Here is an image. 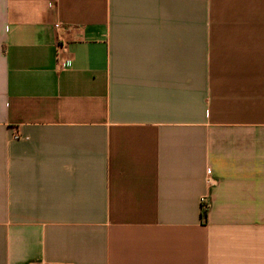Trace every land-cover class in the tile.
<instances>
[{
  "label": "crops",
  "instance_id": "obj_1",
  "mask_svg": "<svg viewBox=\"0 0 264 264\" xmlns=\"http://www.w3.org/2000/svg\"><path fill=\"white\" fill-rule=\"evenodd\" d=\"M0 264H264V0H0Z\"/></svg>",
  "mask_w": 264,
  "mask_h": 264
},
{
  "label": "built area",
  "instance_id": "obj_2",
  "mask_svg": "<svg viewBox=\"0 0 264 264\" xmlns=\"http://www.w3.org/2000/svg\"><path fill=\"white\" fill-rule=\"evenodd\" d=\"M54 26L57 28V27H59V24L55 23ZM69 52H70V50H69L68 43L63 41L61 38H59L56 42V54H57V56H59L60 54H67L68 55ZM65 61L69 62L70 57H67ZM14 138H17V135H14ZM203 201H204V199L200 198L202 208L205 209L206 205H203Z\"/></svg>",
  "mask_w": 264,
  "mask_h": 264
}]
</instances>
